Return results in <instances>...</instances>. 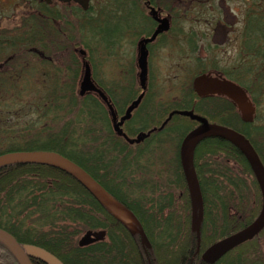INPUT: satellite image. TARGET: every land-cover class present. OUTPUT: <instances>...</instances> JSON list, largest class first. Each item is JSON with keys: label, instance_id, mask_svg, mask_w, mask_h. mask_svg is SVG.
Listing matches in <instances>:
<instances>
[{"label": "trees", "instance_id": "16d2710c", "mask_svg": "<svg viewBox=\"0 0 264 264\" xmlns=\"http://www.w3.org/2000/svg\"><path fill=\"white\" fill-rule=\"evenodd\" d=\"M9 1L12 0H0V12L5 9V5L9 4ZM144 1L101 0L97 4V11H94L92 6L87 11H82L76 5L74 9H69L72 4H62L60 8L65 6L67 8L60 11L57 4L59 9L56 5L45 4L38 0L12 1V5L15 6L10 7L12 11L15 13L18 12L17 9H21V11L13 16L0 15V58L5 59L6 66L10 62H14L16 66L19 61L21 64H25V58L28 57H40L46 60V65H54L55 58L60 56L63 60V52L68 51L70 60H67L65 65H68L69 70L67 71L70 72L67 77L68 84L62 85L59 82V77L58 79L54 77L52 80L46 79L47 91L43 95L44 100L42 101L46 110L41 111L39 105L35 109L36 114L42 113L38 115L39 121L44 123H41L43 127L37 123L36 119L31 121L32 126L29 127L32 128V131L36 127H41L33 134V139L36 140L21 147L16 146L1 151L0 155L37 151L54 152L61 155L84 170L113 198L130 210L145 232L148 233L147 228L156 231L157 243L150 238L153 252L166 256V253L171 249L177 248L184 250L183 254L187 256L195 250L197 243L195 235L190 230L191 211L188 191L179 161V146L182 138L196 123L184 117H177L170 122L175 120L179 122L180 120L188 123L176 126L172 130H178L180 137H178L177 145H174L175 155L170 170L172 185L180 188L182 193L178 197V201L181 200L182 203L180 205L178 202V204L183 216H176L174 213L176 202L170 194L150 201L143 195H139L137 198L131 197L125 185L126 177L122 175L129 170L128 166L130 165L134 166L132 170H135L136 166L132 164L135 159L128 160L123 157L122 160L120 159L121 168H119L114 158L105 156L106 153L109 154L114 149L117 150L118 155H126L131 146L121 143L122 140L113 134L109 127L106 108L96 94L87 93L83 97H79L78 91L76 93L82 65L88 63L93 70L94 85L105 94L109 92L117 109H125L140 94L139 87H137L139 92L137 95L135 94V82L133 84L128 78L126 84V75L129 73L125 69L127 66H133L134 73V63L132 61L125 65L122 62L126 56L121 49L125 44L134 47L139 38L148 37L152 33L154 24L145 13L142 4ZM148 1L151 5L158 6L155 0ZM250 11L246 13L244 23L238 30V38L242 44L237 49L241 57L247 59V62L238 61L236 66L230 70H221L215 65V62H212L209 71L222 73L248 93L256 105L254 121L251 124L242 123L237 117L234 106L227 105L226 108H220L212 99L198 102V97L189 88L182 101L174 103L173 107L169 104L162 106L161 109L164 111L159 114L154 108H150L147 119H143L142 114V122L136 130L146 131L151 126H159L172 110H192L211 122H217L243 134L253 146L264 167V124L260 121L261 96L264 95V10L254 5ZM191 35L188 47L191 48V51H196L197 46L193 39L195 35L193 33ZM63 37L69 45L67 49L61 47ZM163 37L164 35L158 37L156 41ZM152 46L150 45L148 49L150 50ZM80 51H83L84 55H81ZM118 56L122 59L119 60ZM32 65L30 64V68L25 70L15 67L16 72L11 77L15 79L17 76L19 78L21 74L29 75L39 72L34 70ZM104 65L110 69L115 66L120 67L118 73L114 75V78L111 77L109 82L107 77L105 78L107 81L97 79V74L100 73L99 69ZM200 67H202V61ZM203 72L201 71V73ZM7 75L3 71L0 72V137L4 140H8L11 135L8 122L13 115H9L10 110L14 106H23V98L27 97L16 91L18 89L16 83L20 84V80L14 81L13 85L14 79L11 81ZM149 90L148 86L145 97L138 108L139 112L143 113L147 107ZM115 96L118 97V100ZM258 100L260 101L258 102ZM205 101L208 103L203 107L201 103ZM35 105H28L27 108L30 112L26 116L33 114L31 107H35ZM76 109L78 112L74 114L73 121L64 123L57 131L44 122L49 113L59 114L61 111L68 113ZM230 116L232 118H229ZM55 119L53 120L56 121ZM150 120L152 124H149ZM96 121L104 125L103 131L108 139L97 148L86 150L92 132L88 124H94ZM79 124L87 127L84 131L77 133L76 129ZM169 126L155 134L157 136V140L154 141L155 146L166 138L167 133L172 132L169 130ZM40 136L42 139L38 141ZM119 143H121L120 146ZM138 146L135 147L138 148ZM161 146L163 147L164 144ZM163 151L166 156L167 152ZM140 154L138 151L135 158L137 159ZM224 158L233 160L251 178L253 198L250 208L245 205L248 198H244V200L239 198L238 206L234 204L236 198L226 187L234 186L236 190L239 187L235 184L231 168L227 166ZM193 165L203 202L199 244L200 248H203L204 241H207L206 247H208L249 225L260 211L261 198L258 186L245 159L225 141L219 139L202 141L195 150ZM137 189L140 192L141 188ZM154 206H156L155 212H153ZM236 206L242 213L239 214L240 219L238 216H235V219L227 214L228 209ZM165 209L172 213L163 215ZM112 228L122 235L121 238L128 243V248L132 253H138L133 240L127 239V233L123 227L114 221L68 175L41 165L0 166V229L10 234L19 244L39 247L52 254L62 264H116L118 261H112L114 258L112 253L115 252L121 260L119 255L125 254V246H121L122 239L115 241L113 232L110 230ZM106 229L109 230L108 243L102 242L89 247H78L77 241L81 232ZM179 240H182L183 244L180 245ZM256 241H260L261 245L264 244V229L253 240L231 250L216 264H244V262L241 263L243 255L247 256V260L250 255L255 258L247 264H264V253ZM179 258L181 257H174L171 261H166L165 264H178ZM32 263L43 264L33 260ZM0 264H18L13 254L1 242Z\"/></svg>", "mask_w": 264, "mask_h": 264}, {"label": "rangeland", "instance_id": "374dc122", "mask_svg": "<svg viewBox=\"0 0 264 264\" xmlns=\"http://www.w3.org/2000/svg\"><path fill=\"white\" fill-rule=\"evenodd\" d=\"M14 1V0H12ZM12 1H9V4L7 3L5 5V9L0 12V15L7 16H13L14 14H17L21 11V9H17L18 12H13L10 7H15L12 5ZM101 0H90V6L93 7L94 11L98 10L97 4ZM157 2V7L160 10V13L162 16H165V14H168L170 16V22H171V32L164 36L161 40L157 41L150 49V58L148 62V80L147 84L150 87L149 94H148V102H147V109L145 108L143 110V113L140 112V114L137 116L139 118L143 114V119H147V115L150 114L149 109L154 108L156 112L159 114L162 110L161 107L169 104L172 106L176 102H181L184 95L187 93V90L191 88L190 82L192 79L190 77H194L196 75H199L201 71H204L203 73H207V70L209 69V66H211L212 62H215V65L221 68V70L226 69L230 70L233 69L234 66L238 63V61L241 62H247V59L245 57H241L240 52H238L237 47L233 46L231 42L229 41L232 38L233 34L226 35L224 32V26L237 28L240 23V15L235 16H224L223 17V25L224 26H216L214 24V17L211 12L213 10H210V7L204 8L200 6L199 2L193 1V3H190V1L187 0H155ZM58 5L60 8L62 4H59L56 1H53L52 5ZM249 4L251 7L254 5H257L258 8H262L264 10V0H249ZM8 5V6H7ZM10 5V6H9ZM56 5V7H57ZM222 5H225L224 7L237 10L240 13L243 14V11L245 9V0H229L222 2ZM57 7V8H58ZM17 8V7H16ZM58 8V9H59ZM67 8V6L60 8L59 10L64 11V9ZM70 8H75V5H70ZM227 11V10H226ZM250 11V10H249ZM69 12V11H67ZM251 12V11H250ZM147 14L148 12L145 11ZM211 14V16H209ZM205 19L208 20L209 23H211L210 26L207 25V22ZM70 21L74 24V21L70 18ZM209 28L212 31V34L209 33ZM207 33V39L212 41L221 42L223 41L222 45H208V43H204L205 37L204 33ZM191 33H193L195 36L193 39L195 40V45L197 46L196 51H191V48L188 47V42L192 38ZM65 37V35H63ZM63 37V41L61 44V47L64 49H67L69 47L66 39ZM202 37V41H200ZM236 37V36H235ZM233 39V38H232ZM234 40H236L234 38ZM211 44H214L211 42ZM233 47H232V46ZM70 49V48H69ZM79 50V49H75ZM124 55L126 56L125 59H122L120 56H118V59L121 60L125 65H128L129 62L134 63V73H133V66H127L126 72L129 74L126 75L128 83V78L133 82L134 84V90L135 94L139 92L137 89L138 87V79H137V59H136V44L132 47L128 44H125L124 47H122ZM132 59V60H131ZM67 60L69 59L68 51L63 52V60L59 56L55 58V61L53 62L54 65L49 64L46 65V60L42 59L40 57L35 58H25V64L19 61L17 65L15 66L14 62H10L9 64L5 63V59L0 58V72L7 73L8 77L11 79H14L11 77L14 76V73L16 72L14 69H22L25 70L26 68H30V64L32 65V68L35 70H38L39 72H36L34 74L24 75L21 74L18 78V76L13 80L14 81L20 80V84L16 85L18 86L19 93H22L26 95L27 97L23 98L22 104L23 106L20 107H13L10 110L9 115H13L9 119L8 122V128L9 133L11 132V135L8 137V140H4L0 137V152L6 151L10 148H14L16 146L21 147L22 145H26L27 143H30L33 140V134L35 131H37L39 128L43 127V121H39V115L41 112H38L36 114V106H40L41 111H45V107L43 106V95L47 91V83L46 79L50 78L51 80L56 77L59 82L63 84H68V72L69 67L68 65H65L67 63ZM200 60H203V65L200 67ZM62 62V64H61ZM257 62V61H256ZM29 64V65H28ZM91 68V67H90ZM120 67L115 66L113 68L107 67V65H104V67H101L99 69L100 73L97 74L98 80H104L106 77L108 78V82L114 78V75H116L119 71ZM13 70V71H10ZM75 70V68H74ZM131 70V72H129ZM110 71V72H109ZM45 72V73H44ZM91 72L93 73V70L91 68ZM59 76H56L58 75ZM81 77L83 75V67L81 68ZM80 77V79H81ZM116 77V76H115ZM22 80V81H21ZM134 80V81H133ZM12 81V80H11ZM23 81H30L28 83H25ZM50 81V80H49ZM104 81H107L106 79ZM80 80L77 84V90L79 87ZM260 84H262L260 82ZM109 86V85H108ZM136 88V89H135ZM15 91V90H12ZM68 94V93H67ZM116 100H118V97L115 96ZM264 95L261 96L262 102L260 104V121H262V124H264ZM260 100H258L259 102ZM29 104H36L35 107H31V110H33V114L26 116L30 110H28ZM220 104V103H218ZM42 105V106H41ZM173 107V106H172ZM44 109V110H43ZM158 110V111H157ZM78 112V110H74L73 112H60L59 114L52 113L46 116L44 119L45 124L49 125L50 127H53L56 131L59 129L64 123H67L69 121H73L74 114ZM169 112V111H168ZM42 114V113H41ZM160 116V115H159ZM37 117V118H36ZM56 118L54 121L53 119ZM38 124H41V127L34 128L35 130L32 131V128H29L32 126L31 121L35 120ZM96 120V119H94ZM109 120V119H108ZM149 124H152L151 120L149 121ZM188 123L182 122L179 120H175L174 122L170 123L169 130H173L176 126H183ZM91 128V133L89 136V146L85 149L89 148H97L101 144H103L108 138L106 137L104 130V125H101V123H98L97 121L94 122V124H88ZM110 126V125H109ZM87 126L85 125H77V133L80 131H84ZM136 125H134L133 130L137 129L135 128ZM111 128V127H110ZM170 131V132H171ZM179 133L178 130H174L171 133L166 134V138H164L160 143H157V146L154 145V141L151 140L148 143L141 144L137 147H129L128 152L126 155H118L117 150L114 149L109 154H105L106 158H114L116 160V165L118 164L119 168H121V160L123 157H126L128 160L135 159L133 161V165H135V170H132L134 166H128L129 170H127L126 173H124L122 176L126 177V187L131 195V197L137 198L139 195H143L146 198H148V201L154 200L161 196H166L167 194H170L173 198L175 203V215L177 216H183V213L181 211V208L178 204V197L181 196V189L172 185L171 177H170V170H171V164L172 159L175 155L174 152V145H177L179 141ZM42 137L40 136L38 141H40ZM44 140V139H43ZM115 140V138H113ZM116 141V140H115ZM123 143V142H121ZM119 143L118 145L120 146ZM161 144H164L162 147ZM157 147V148H156ZM166 147V148H165ZM167 152L166 156L164 151ZM138 151L141 153L137 159L135 158L137 156ZM123 154V153H122ZM222 157V156H221ZM118 158V159H117ZM121 159V160H120ZM227 162V166L231 168L232 175L235 178V184L239 187L237 190L234 188V186H228L226 187L228 191L232 192V196L235 199V203L237 206L239 204L238 199L242 198H248L246 206L250 208L252 204V198H253V188L251 187L250 180L251 178L248 177L243 170L236 165L233 160L224 158ZM136 162V164H135ZM202 164V162H200ZM122 177L120 178V180ZM119 180V181H120ZM138 187L141 188L140 192L138 191ZM240 196V197H239ZM129 198V197H128ZM130 199V198H129ZM244 202V201H242ZM181 205V200H180ZM150 207L151 205H147ZM174 206V204H173ZM230 208L228 209L227 214L229 217L238 216V219L241 218L239 214H242L241 211L237 208ZM242 206V205H241ZM156 211V206H154L153 212ZM172 212H169L168 209H165L163 212V215L169 214ZM36 217V216H34ZM179 219V218H177ZM59 225H61L59 223ZM64 225V224H63ZM154 234L152 235L153 241L157 243L156 239V231L151 230ZM84 232H81L79 234L78 239L83 235ZM261 238V237H260ZM209 241V240H208ZM259 243V248L264 253V244L260 243V241H256V243ZM161 243V242H159ZM165 243V242H162ZM180 245L183 244L182 240H179ZM203 248H206L207 241H204ZM176 249H171L168 253H166V256L163 254L158 255V253L153 252V258L156 260V263L165 264L166 261H171L173 258H171V255L176 253ZM250 255V254H249ZM243 259L241 263L244 262V264H247L249 261L252 262L254 260V256L250 255L249 260H247V256L243 255Z\"/></svg>", "mask_w": 264, "mask_h": 264}, {"label": "water", "instance_id": "95a60500", "mask_svg": "<svg viewBox=\"0 0 264 264\" xmlns=\"http://www.w3.org/2000/svg\"><path fill=\"white\" fill-rule=\"evenodd\" d=\"M44 1L46 4L51 3V0ZM56 1L64 4H69L70 2L75 3L83 11H87L89 8V0ZM149 16L156 22V29L150 37L141 39L137 45L138 53L136 64L139 70L138 81L143 91L145 90V83L147 80L148 51L146 46L152 43L158 35L167 32L170 28L168 20L160 18L157 11L153 8H150ZM80 54L84 55V52L80 51ZM192 88L200 97L205 95H222L227 97L236 106L240 113L241 120L244 123L252 122L255 112L254 107L249 102L245 92L238 86L228 81L211 78L210 76H199L193 80ZM88 92H94L99 95L102 101L111 109V106L102 92L93 84L90 76V68L88 64H85L83 76L79 85V95L83 96ZM142 97L143 93L129 105L121 121L114 125V129L119 134H121L119 126L123 121L130 118L131 112L139 105ZM174 114L187 117L200 124L183 138L179 147V161L187 186L191 209L190 230L196 236L197 247L200 242V225L203 219V202L193 167V155L197 145L206 139H220L230 143L246 160L260 192L261 207L258 216L242 230L209 246L202 254L204 263L215 264L231 250L253 240L264 229V167L249 142L237 132L222 126L209 124L205 119L194 115L191 111L173 112L169 115L168 120ZM112 116H114V114H112ZM146 135L148 136L149 134ZM139 140H141V137L138 136L130 142L137 143ZM28 164L48 166L71 177L131 236H138L143 249H150V243L136 217L125 206L108 194L90 175L73 162L54 152H17L0 155V166ZM103 237L104 232L87 231L79 239L78 246L83 247L101 241ZM0 242L9 249L18 264H32V259L43 264H61L53 255L40 248L34 246H20L10 234L2 229H0Z\"/></svg>", "mask_w": 264, "mask_h": 264}, {"label": "flooded vegetation", "instance_id": "af4514ba", "mask_svg": "<svg viewBox=\"0 0 264 264\" xmlns=\"http://www.w3.org/2000/svg\"><path fill=\"white\" fill-rule=\"evenodd\" d=\"M187 1H190V3H193V1L199 2L200 6L201 7L204 6V8L210 7V10H213V12H211V14H213L214 24L216 26H224L223 25V17L224 16L240 15L241 16L240 17V23H239V25L237 27L241 28V26L244 23V18H245L246 13L249 10H252L253 7H254V6L251 7V5L249 4V0H245L246 6H245V9H244L243 14H242V13H240L237 10L229 9V8L224 7L225 5H222V2L229 1V0H198V1L197 0H187ZM142 4H143V8L145 9V11L149 12L150 8H153L154 10L157 11V13L159 15L158 7L154 6L155 7L154 8L153 5H151L148 0H145L144 3H142ZM211 14L209 16H211ZM163 17H165L168 21L170 20V16L168 14H165V16H163ZM205 21L207 22L208 26L211 25V23H209L207 19H205ZM153 24H154V26H153L152 33L154 32V30L156 29V26H157L156 22H153ZM239 28H238V30H239ZM224 29H225L224 32H225L226 35L233 34L232 35L233 39L231 38L229 40L233 46H240L242 44V41H240L239 38H238V30H236L237 28L224 26ZM209 33L212 34V31L210 30V28H209ZM168 34H169V32L168 33H163V34L159 35L158 37L163 36V35L167 36ZM207 36H208V34L205 32L204 33L205 41H203L205 44L208 43V45H218V46L222 45L223 41L217 42V41L208 40ZM234 38L236 40H234ZM200 41H202V37H201ZM156 42L157 41H154L152 43V45H154ZM211 42H213L214 44H211ZM149 46L150 45H148V48H149ZM148 54H149V49H148ZM201 61H203V60H201ZM203 75H209V76L214 77L216 79H222V80H226V81H229V82L233 83L232 80H230L228 77L224 76L222 73L220 74L219 72H216V71L212 72V71H209V69L207 70V73H204ZM107 97H108V100L110 101L111 106H112V110H110L109 113H108L109 125L112 128L113 133H115L117 135V137L122 140L123 143L129 144L131 147H135L137 145L148 143L151 140L156 141L157 140V136H155V134L158 131H160V130H162L164 128H167L168 125L170 124V122L173 119L178 117L176 115H172V117L168 120L167 119L168 115H167L166 119L163 121L165 124L162 122V124H160L159 126H153V127L151 126V128L146 130V131H139V130H136V129L133 130L134 125H136L135 128H137V126L139 127L141 122H142V115L139 118H137V116L140 114V112L138 111V108H139V106L141 105V103H142V101L144 99V96H143L139 106L131 112L130 118L125 120V121H123L122 124L119 126V130L121 131V134H119L114 129V125L118 124L121 121V119L124 116L125 111H126L128 106H126V108L123 109V110H121V108L117 109V107L115 106L116 103L113 101L112 96L109 94V92L107 94ZM208 99H212L217 104L220 103V104H218L220 108H226L227 105L233 106L232 103L228 99H226L224 97H221V96H217V95H205V96H202L201 98H198L197 100L199 102V101H204V100H208ZM206 103H208V102L205 101V102L201 103V105L203 107H205L207 105ZM224 104H226V105L223 107ZM174 111H176V110H172L171 112H174ZM112 114H114V116H112ZM203 118L206 119V121L209 124H215V125H218V126H224V125L218 124L217 122H211L206 117H203ZM229 118H232V116H230ZM194 122L196 124H194V127L191 130L197 128L200 125L198 122H196V121H194ZM146 134H149V135L147 136ZM138 136L141 137V140H139L137 143H131L130 142L131 140L136 139ZM110 230H111V232H113V235H114L113 237L115 238V241L119 240V239H122L121 238L122 235L120 233L118 234V232L116 230H113V228L110 229ZM147 230H149L148 233L145 232L144 230L143 231H144V234H145L148 242L150 243V246H151L150 249H143L141 244H140L138 236H131L125 230L126 233H127V237H128L127 239H132L133 240L134 246L137 247L138 253H135V254L132 253V251L128 248V243L125 240L122 239L123 243L121 244V246H123V245L125 246V248H124V253L125 254L124 255H119L121 257V260H120L118 258V256L115 254V252H114V254L112 253V255L114 256V258H112V261L113 262L118 261V263H116V264H161L162 262L161 263H159V262L156 263V260L153 258V249H152V244H151L150 238L152 239L151 236L154 233L149 228H147ZM102 231L104 232V237H103V239L101 241H97V242L91 243V244H89L87 246H83V247L93 246L94 244H98V243H102V242L108 243L109 242V237H108L109 230L106 229V230H102ZM79 239L77 241V245H78ZM152 241H153V239H152ZM207 248L208 247L200 248V245H198V247L196 245L195 250L190 255L188 254L187 256H185L183 254L184 250L177 249L176 250L177 252L172 254L171 258H173V257H181L178 260V264H206L202 260V254L205 252V250ZM34 261H36V260H34Z\"/></svg>", "mask_w": 264, "mask_h": 264}, {"label": "bare ground", "instance_id": "6f19581e", "mask_svg": "<svg viewBox=\"0 0 264 264\" xmlns=\"http://www.w3.org/2000/svg\"><path fill=\"white\" fill-rule=\"evenodd\" d=\"M193 78V76L192 77H190V79H192Z\"/></svg>", "mask_w": 264, "mask_h": 264}]
</instances>
